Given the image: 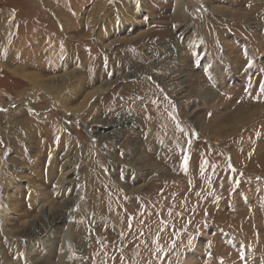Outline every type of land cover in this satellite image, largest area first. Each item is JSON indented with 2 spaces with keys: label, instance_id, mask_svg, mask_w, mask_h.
I'll list each match as a JSON object with an SVG mask.
<instances>
[{
  "label": "rangeland",
  "instance_id": "obj_1",
  "mask_svg": "<svg viewBox=\"0 0 264 264\" xmlns=\"http://www.w3.org/2000/svg\"><path fill=\"white\" fill-rule=\"evenodd\" d=\"M180 1L0 0V264H264V0Z\"/></svg>",
  "mask_w": 264,
  "mask_h": 264
},
{
  "label": "crops",
  "instance_id": "obj_2",
  "mask_svg": "<svg viewBox=\"0 0 264 264\" xmlns=\"http://www.w3.org/2000/svg\"><path fill=\"white\" fill-rule=\"evenodd\" d=\"M10 19H13L15 22L18 20V21H20V19H18V18H16L15 16H9V18H8V21H11ZM2 61V60H1ZM3 62V61H2ZM16 64V63H15ZM16 65H18V64H16Z\"/></svg>",
  "mask_w": 264,
  "mask_h": 264
},
{
  "label": "bare ground",
  "instance_id": "obj_3",
  "mask_svg": "<svg viewBox=\"0 0 264 264\" xmlns=\"http://www.w3.org/2000/svg\"><path fill=\"white\" fill-rule=\"evenodd\" d=\"M178 1V3L176 4V5H178V6H181L182 5V1H180V0H177ZM102 86V85H101ZM79 185H81V184H79ZM77 188V187H76ZM80 190V189H79ZM78 190V191H79ZM80 194V193H79ZM73 217V216H72ZM54 227V226H53ZM52 232H54V231H52ZM53 252V251H52Z\"/></svg>",
  "mask_w": 264,
  "mask_h": 264
}]
</instances>
